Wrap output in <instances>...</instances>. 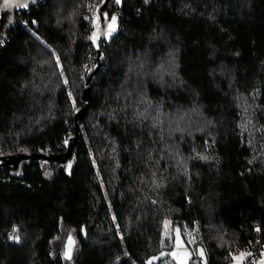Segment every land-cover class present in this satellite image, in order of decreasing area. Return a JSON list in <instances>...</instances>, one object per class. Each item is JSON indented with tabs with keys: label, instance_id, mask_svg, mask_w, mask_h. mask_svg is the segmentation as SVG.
<instances>
[{
	"label": "trees",
	"instance_id": "trees-1",
	"mask_svg": "<svg viewBox=\"0 0 264 264\" xmlns=\"http://www.w3.org/2000/svg\"><path fill=\"white\" fill-rule=\"evenodd\" d=\"M101 1L36 0L6 19L0 9V264L258 254L264 0L112 3L121 30L101 46L85 103L97 56L87 7ZM75 121L79 138L62 162Z\"/></svg>",
	"mask_w": 264,
	"mask_h": 264
},
{
	"label": "water",
	"instance_id": "water-1",
	"mask_svg": "<svg viewBox=\"0 0 264 264\" xmlns=\"http://www.w3.org/2000/svg\"><path fill=\"white\" fill-rule=\"evenodd\" d=\"M35 1L36 0H9L8 6L5 7V0H1V5H0L1 13L6 19L10 15H12L16 10H21V9L25 8V7H17L14 5L26 4L27 6H30V5L34 4ZM123 3H124V0H121V3L118 5V4H116V2L114 0V4L119 8V11L122 9ZM109 9H110V0H102L98 9H97L96 15L94 16V18L92 20L89 43L93 46L94 52L96 53L97 56L95 58L94 66L90 70V73L87 77L86 89L84 90V93H83V101L85 103H88L90 101V97H89L90 89H89V87L93 84V82L95 80V75L98 73V71L100 70V68L102 66L103 55L100 52L101 46L103 44H110L111 40H113L115 37H117L118 34L120 33V30H121V28H120L121 22H120L119 14L115 13V14L109 15V13H108ZM105 14H107V21L108 22L111 21V17L113 15H115L117 17L116 30L114 32H112L111 35H109V36L105 35V33L107 32V25L105 22ZM97 17H99V27L94 26V23H93V21ZM94 32L96 33V42L95 43H93V40L91 39ZM85 112H86V107L80 113H77V114L81 118H83L85 116ZM78 126H79V122L75 121V132H76V134L71 136L68 139V141H67L68 152H67L66 158L62 162H67L74 152V148H75L77 139L79 138ZM0 163H1V160H0ZM68 237H69V235L67 236V238L65 239V242H64L63 255L66 251V245L68 242ZM73 240H74V244L71 248V257H72L73 250H74V247L76 244L74 238H73ZM242 254H243V256H241V254L231 256L229 259V264H244L246 262V260L253 255L251 253H242ZM182 256L186 260V262H190L191 257L189 255H187V258H185L184 252H183ZM258 256H259V261L257 264H262V262H264V250L260 251L258 253ZM64 258H65V256H64ZM67 260H69V259H67Z\"/></svg>",
	"mask_w": 264,
	"mask_h": 264
},
{
	"label": "snow or ice",
	"instance_id": "snow-or-ice-1",
	"mask_svg": "<svg viewBox=\"0 0 264 264\" xmlns=\"http://www.w3.org/2000/svg\"><path fill=\"white\" fill-rule=\"evenodd\" d=\"M116 4H120L121 3V0H115ZM147 2V0H146ZM9 4V0H5V7H7ZM14 6H17V7H27L26 4H16ZM105 22H106V25H107V32L105 33L106 36H109L111 35L112 32H114L116 30V22H117V17L115 15H113L111 17V21L108 22L107 21V14H105ZM94 26L96 27H99V17H97L94 21ZM91 39L93 40V43L96 42V33L94 32ZM65 143H67V141H65ZM166 223V226H167V222ZM13 231H15V228L13 229ZM257 231H259V229H257ZM169 239H171L169 237ZM194 242V241H192ZM163 243V241H162ZM74 244V240L71 236V234L69 235L68 237V242H67V245H66V251L64 253V256L66 259H70L71 258V248ZM175 249L171 254L174 258H177L179 259L178 257V250H183V241L181 240V236H180V230L179 229H176V237H175ZM163 254V253H162ZM201 256L203 255V251L201 250L200 252ZM187 255L188 253L186 252V250H184V256L185 258H187ZM241 256H243V254H241ZM156 259L155 257H153L152 259H150L149 261H147V264H152V260ZM180 264H185V261L184 260H181L180 261ZM262 264H264V262H262Z\"/></svg>",
	"mask_w": 264,
	"mask_h": 264
},
{
	"label": "rangeland",
	"instance_id": "rangeland-1",
	"mask_svg": "<svg viewBox=\"0 0 264 264\" xmlns=\"http://www.w3.org/2000/svg\"><path fill=\"white\" fill-rule=\"evenodd\" d=\"M100 3H101V2H100ZM100 3H99V5H100ZM112 3H114V1L110 0V7H111ZM96 4H97V3H95V5H93V6H89V5H88V7H87L88 17H93V18H94V16L96 15V13H97V9H98V7H99V5L96 7ZM93 66H94V65H93ZM91 69H92V68H91ZM91 69H86V70H85V75H87V74L89 75ZM85 88H86V87H85ZM63 241H64V239L62 238V241H61V247H62Z\"/></svg>",
	"mask_w": 264,
	"mask_h": 264
},
{
	"label": "built area",
	"instance_id": "built-area-1",
	"mask_svg": "<svg viewBox=\"0 0 264 264\" xmlns=\"http://www.w3.org/2000/svg\"><path fill=\"white\" fill-rule=\"evenodd\" d=\"M10 238H15V235L14 233L13 234H10ZM242 253H247V250L246 249H242L240 251L237 252V254H242ZM259 261V256L258 254H253L251 257H249L246 262L244 264H257Z\"/></svg>",
	"mask_w": 264,
	"mask_h": 264
},
{
	"label": "bare ground",
	"instance_id": "bare-ground-1",
	"mask_svg": "<svg viewBox=\"0 0 264 264\" xmlns=\"http://www.w3.org/2000/svg\"><path fill=\"white\" fill-rule=\"evenodd\" d=\"M232 256V255H231Z\"/></svg>",
	"mask_w": 264,
	"mask_h": 264
}]
</instances>
